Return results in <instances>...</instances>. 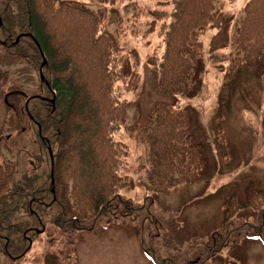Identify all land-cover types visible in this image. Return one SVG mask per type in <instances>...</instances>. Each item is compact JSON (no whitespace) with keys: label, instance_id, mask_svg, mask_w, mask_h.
<instances>
[{"label":"trees","instance_id":"obj_1","mask_svg":"<svg viewBox=\"0 0 264 264\" xmlns=\"http://www.w3.org/2000/svg\"><path fill=\"white\" fill-rule=\"evenodd\" d=\"M169 3L171 10L159 24L149 22L160 37V99L148 114L140 113L132 128L126 126L131 132L139 128L136 137L145 148L144 175L132 180L124 167L127 145L116 133L135 104L124 94L139 84L137 51L131 49V59L121 63L118 37L103 27L98 11L82 3L0 0V46L42 74L31 94L14 85L3 92L9 124L12 129L25 125L36 150L24 169L10 159L0 161V249L19 253L26 246L24 232L36 236L35 230L47 224L63 232L89 231L116 217L149 211L154 194L208 171L203 144L194 139L190 111L182 102L201 86V34L217 15L216 1ZM137 4L130 3L134 19L141 11ZM241 9L222 75V110L229 106L243 66L264 60V0H247ZM127 185L143 188L142 202L121 194ZM152 219L149 215L143 221ZM242 228L262 240L264 192L251 183L243 195H227L217 228L196 245L191 259L181 260L175 253L157 255L143 242L142 225L136 234L153 264H205Z\"/></svg>","mask_w":264,"mask_h":264},{"label":"rangeland","instance_id":"obj_2","mask_svg":"<svg viewBox=\"0 0 264 264\" xmlns=\"http://www.w3.org/2000/svg\"><path fill=\"white\" fill-rule=\"evenodd\" d=\"M68 1L99 12L103 27L119 39L121 63L131 59V49L138 53V87L124 94L135 104L128 109L125 125L116 133L128 148L125 172L135 180L144 175L145 148L136 137L139 128L131 132L134 126L131 124L140 113L148 114L160 99L156 87L160 37L156 25L151 27L149 22L154 20L159 24L157 21L167 16L172 5L170 0ZM135 1L141 11L134 23L130 3ZM215 1L217 15L201 34V86L182 102L190 111L194 139L203 144L208 171L191 182L154 194L149 211L144 208L116 217L101 228L63 232L47 224L35 236L28 251L13 264H153L142 253L136 234L140 225L143 242L157 255L166 257L175 253L181 260L191 259L196 245L207 240L217 228L229 193L243 195L248 183L264 192V60L243 66L229 106L222 110V75L231 50L230 36L247 0ZM39 71L24 59L7 54L0 46V161L10 159L20 169L27 167L29 154L36 146L25 125L12 129L3 92L14 85L24 94H31L38 89ZM143 193L138 185H127L121 190L124 197L138 203L142 202ZM149 215H153L152 221H143ZM250 220L254 217L250 216ZM261 236L262 240L248 228L239 229L226 247L205 264H264V231ZM3 260L6 258L0 254V264Z\"/></svg>","mask_w":264,"mask_h":264},{"label":"flooded vegetation","instance_id":"obj_3","mask_svg":"<svg viewBox=\"0 0 264 264\" xmlns=\"http://www.w3.org/2000/svg\"><path fill=\"white\" fill-rule=\"evenodd\" d=\"M42 229V227L40 229H37L35 230L36 233H38V231H40ZM24 240L26 242V246H24L23 250L20 251L18 253V251H8L7 249H0V254L2 256H5L6 260H3L1 262V264H9V261H11L10 264H13L14 263V260H18L20 259L27 251L28 249L30 248V245H31V242L33 241V239L35 238V236H32L31 235V231H28V232H24ZM22 247V245H21ZM20 247V249H21Z\"/></svg>","mask_w":264,"mask_h":264},{"label":"water","instance_id":"obj_4","mask_svg":"<svg viewBox=\"0 0 264 264\" xmlns=\"http://www.w3.org/2000/svg\"><path fill=\"white\" fill-rule=\"evenodd\" d=\"M43 63H44V60H43ZM39 73H40V77L42 78V74H41V70L39 71ZM50 160H51V172H50V174L52 175V170H53V164H52V155H51V153H50Z\"/></svg>","mask_w":264,"mask_h":264}]
</instances>
